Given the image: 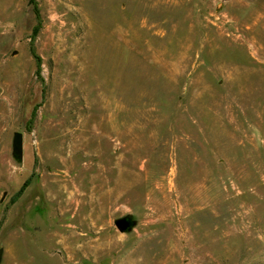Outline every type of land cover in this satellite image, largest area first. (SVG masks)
<instances>
[{
	"label": "rangeland",
	"instance_id": "374dc122",
	"mask_svg": "<svg viewBox=\"0 0 264 264\" xmlns=\"http://www.w3.org/2000/svg\"><path fill=\"white\" fill-rule=\"evenodd\" d=\"M0 249L264 264V0H0Z\"/></svg>",
	"mask_w": 264,
	"mask_h": 264
},
{
	"label": "trees",
	"instance_id": "16d2710c",
	"mask_svg": "<svg viewBox=\"0 0 264 264\" xmlns=\"http://www.w3.org/2000/svg\"><path fill=\"white\" fill-rule=\"evenodd\" d=\"M33 11H34V14H35L37 22L34 25V27L32 29V32H31V36H30V52H31L32 56L35 58V60H36V75L39 76L40 61H39L38 56L36 55V53L33 50V40H34V38H35V36H36V34H37L38 30H39V27H40V19H39L38 11H37L35 6L33 7ZM28 183H29V178L26 179L22 183V185L20 186L19 190L12 197V201L16 200L21 195V193L23 192V190L25 189V187L27 186Z\"/></svg>",
	"mask_w": 264,
	"mask_h": 264
},
{
	"label": "water",
	"instance_id": "95a60500",
	"mask_svg": "<svg viewBox=\"0 0 264 264\" xmlns=\"http://www.w3.org/2000/svg\"><path fill=\"white\" fill-rule=\"evenodd\" d=\"M13 147L17 153L21 152V135H20V133L14 134ZM115 224H116L118 230L123 229V223L121 221L118 220V221H116ZM1 256H2V249H0V261H1Z\"/></svg>",
	"mask_w": 264,
	"mask_h": 264
}]
</instances>
